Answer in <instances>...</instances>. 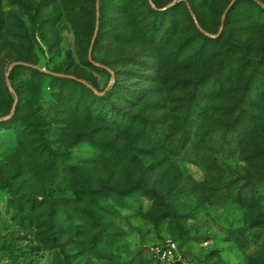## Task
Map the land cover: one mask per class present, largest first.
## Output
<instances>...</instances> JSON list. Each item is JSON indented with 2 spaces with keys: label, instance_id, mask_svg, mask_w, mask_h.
I'll return each mask as SVG.
<instances>
[{
  "label": "rangeland",
  "instance_id": "obj_1",
  "mask_svg": "<svg viewBox=\"0 0 264 264\" xmlns=\"http://www.w3.org/2000/svg\"><path fill=\"white\" fill-rule=\"evenodd\" d=\"M96 2L0 0V264H264V0Z\"/></svg>",
  "mask_w": 264,
  "mask_h": 264
},
{
  "label": "built area",
  "instance_id": "obj_2",
  "mask_svg": "<svg viewBox=\"0 0 264 264\" xmlns=\"http://www.w3.org/2000/svg\"><path fill=\"white\" fill-rule=\"evenodd\" d=\"M157 254L163 264H192L180 255L177 244L172 239H166L161 247L157 248Z\"/></svg>",
  "mask_w": 264,
  "mask_h": 264
},
{
  "label": "water",
  "instance_id": "obj_3",
  "mask_svg": "<svg viewBox=\"0 0 264 264\" xmlns=\"http://www.w3.org/2000/svg\"><path fill=\"white\" fill-rule=\"evenodd\" d=\"M96 3H97V6H98L99 5V0H97ZM221 26H223V21H222V25ZM92 46H93V42L91 43V47H90V51H89V57H91V49H92ZM17 64H25V63H23V62H13L12 65H11V68L13 66L17 65ZM9 72H10V69H9V71L7 73V76L9 75ZM54 74L59 75V76H62V77H72L70 75L62 74V73H54Z\"/></svg>",
  "mask_w": 264,
  "mask_h": 264
},
{
  "label": "trees",
  "instance_id": "obj_4",
  "mask_svg": "<svg viewBox=\"0 0 264 264\" xmlns=\"http://www.w3.org/2000/svg\"><path fill=\"white\" fill-rule=\"evenodd\" d=\"M59 77H62V76H59Z\"/></svg>",
  "mask_w": 264,
  "mask_h": 264
}]
</instances>
